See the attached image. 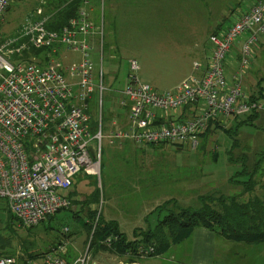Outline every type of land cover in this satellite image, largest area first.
I'll use <instances>...</instances> for the list:
<instances>
[{"label": "rangeland", "instance_id": "rangeland-1", "mask_svg": "<svg viewBox=\"0 0 264 264\" xmlns=\"http://www.w3.org/2000/svg\"><path fill=\"white\" fill-rule=\"evenodd\" d=\"M49 1L13 0L0 21V38L16 35L27 18H35L38 10L42 14L50 9ZM89 1L91 21L100 33L91 41L94 49L90 58L96 74L101 68L104 73L102 104L99 92L94 95L95 114L103 120L101 174L95 177L101 191L97 208L103 218L117 222L128 241H135L143 232L153 230L174 207H197L201 195L232 196L242 191L240 185L230 183V178L240 169L242 157L246 156L252 164L264 147V97L258 101L262 106L258 118L241 126L239 123L248 120L249 114L229 119L223 128L213 129L206 139L201 138L196 150L189 144H111V132L122 126L128 116L126 106L121 104L127 100L126 86L136 76L141 83L164 92L198 75L194 65L206 64L211 52L210 36L234 24L238 15L246 13L256 0ZM249 36L245 33L234 43L226 67L228 79L232 78L231 71L240 69L239 50ZM260 38L253 45L250 63L243 72V91L248 98L254 92L264 93V38ZM58 59L68 65L80 60L81 54L63 50ZM132 60L139 65L137 72L131 69ZM92 145L99 146V142ZM81 180L86 184H81ZM76 181L68 193L77 190L76 199L83 200L93 190L94 179L82 175L80 182L79 177ZM263 193L264 188L255 191L257 195ZM170 200L174 203L167 207ZM70 209L26 229L12 218L6 202L0 199V253L12 251L17 257L26 258L27 254L44 253L69 235L71 250L80 256L89 252L88 264H118L109 250H89L91 240L88 241L84 228L87 216L73 218L77 206L72 204ZM230 246L225 264H264V244L231 242ZM147 259L155 257H136L142 264ZM31 261L42 264V258Z\"/></svg>", "mask_w": 264, "mask_h": 264}, {"label": "built area", "instance_id": "built-area-1", "mask_svg": "<svg viewBox=\"0 0 264 264\" xmlns=\"http://www.w3.org/2000/svg\"><path fill=\"white\" fill-rule=\"evenodd\" d=\"M12 1L0 0V21ZM89 4L85 1L78 16L60 32L46 27V15L27 18L16 35L0 38V199L26 229L71 208L68 191L80 173L101 174L102 118L96 134L92 133L91 119L98 92L102 104L104 73L101 68L96 74L90 58L94 49L91 41L100 33L91 21ZM245 33L250 36L240 49V69L228 79V56ZM263 35L264 0H257L223 34L210 36L206 64L194 65L198 75L164 92L131 77L124 90L127 100L121 103L129 107L128 116L122 126L113 129L110 143L130 141L138 147L189 144L196 150L212 121L224 124L260 111V103L244 94L243 72L250 63L253 45ZM30 47L52 48V53L58 54L76 51L81 59L66 65L50 53L48 63L40 66L21 58ZM130 65L132 71L139 70L137 61ZM94 141L99 146H93ZM65 233H69L68 228ZM68 237L56 242L42 257V264H70L63 257L69 249ZM118 240L110 236L103 244L110 248ZM152 255L154 245L138 247L137 256ZM89 261L87 252L72 264ZM15 263L13 257L0 258V264Z\"/></svg>", "mask_w": 264, "mask_h": 264}, {"label": "trees", "instance_id": "trees-1", "mask_svg": "<svg viewBox=\"0 0 264 264\" xmlns=\"http://www.w3.org/2000/svg\"><path fill=\"white\" fill-rule=\"evenodd\" d=\"M87 0H50V9H45L41 14L37 11L38 17L49 15V20L46 27L49 30L60 32L70 19L77 17L79 9ZM9 7L7 8V10ZM216 30L214 34H217ZM51 57L58 58V53H52V48L35 49L30 47L23 51L22 59L31 60L38 63L40 66H45ZM264 97L262 91L253 93L250 96L252 102H258ZM127 111L129 107L126 106ZM259 116V111H254L249 114L248 120L239 123L247 124ZM103 122V120H102ZM98 117L95 111H92L91 130L92 133L98 132ZM223 128L220 122L212 121L208 130L201 135L206 139L213 131V129ZM229 134L233 130H226ZM235 132V131H234ZM240 169L231 176L230 183L240 185L242 191L236 195L225 196L217 193L209 195H201L198 197L199 206L197 207H175L166 214L153 230L143 232L141 237L135 241H128L124 234L119 230L118 224L114 221H106L102 214L99 215V206L101 201V191L98 187L97 178L81 173L86 178H93V190L83 200L76 199L77 190L68 193L72 204L79 207V211L73 212V218H80L81 214L87 216V221L84 222V228L88 233V241L90 242V249L96 247L97 250H109L118 255H125L131 253L137 256V250L140 245L155 246V255L159 256L169 251L172 246L183 245L188 242L197 228H205L225 239L247 244L259 245L264 244V193L261 195L255 194L258 187L264 188V147L257 153L256 158L252 164L246 156L240 159ZM78 175L75 178L73 185L77 184ZM246 197V198H245ZM174 203L173 200L167 202V207ZM71 210V209H67ZM61 212V211H60ZM59 213V212H58ZM54 216L48 219H53ZM12 218L16 217L12 214ZM17 220V219H16ZM33 229V228H31ZM110 236H117L119 240L108 248L103 242ZM55 245L49 247L47 251L40 254H27V257H17V253L12 251H5L0 253L1 257L17 258L15 264H29L31 260L42 258L45 254L52 251ZM67 262L68 255L63 256Z\"/></svg>", "mask_w": 264, "mask_h": 264}, {"label": "crops", "instance_id": "crops-1", "mask_svg": "<svg viewBox=\"0 0 264 264\" xmlns=\"http://www.w3.org/2000/svg\"><path fill=\"white\" fill-rule=\"evenodd\" d=\"M250 9L248 11H250ZM243 14L245 13L239 14L237 20ZM226 30L220 32V34H223ZM262 37L264 38V35ZM259 40H261V38L258 39L256 43H258ZM238 60L240 61V50H239ZM229 61L230 60L227 61V64H229ZM231 72L233 76L234 72L233 71ZM81 184H86V182L81 180ZM76 211H79V207H77ZM105 220L114 221L107 218H105ZM231 242L232 241H229L224 237H222L221 235H218L210 230H207L205 228H197L194 230L192 238L188 241V245H186L187 243H184L183 245L172 246L169 249V251L166 252L165 254L154 256L155 259H147L145 263L146 264H225L224 258L230 255L231 252L230 251L232 248L230 246ZM112 254L114 256L113 260L117 261L118 264H142L136 260V257L138 256H135L133 254L118 255L115 252H113ZM67 255L69 260L68 263L70 264L74 263L80 257L79 254H76V252H74L70 248L67 251Z\"/></svg>", "mask_w": 264, "mask_h": 264}]
</instances>
